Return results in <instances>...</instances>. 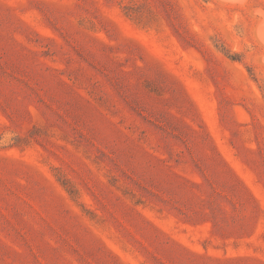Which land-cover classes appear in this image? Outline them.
Wrapping results in <instances>:
<instances>
[{
  "label": "rangeland",
  "instance_id": "obj_1",
  "mask_svg": "<svg viewBox=\"0 0 264 264\" xmlns=\"http://www.w3.org/2000/svg\"><path fill=\"white\" fill-rule=\"evenodd\" d=\"M0 264H264V0H0Z\"/></svg>",
  "mask_w": 264,
  "mask_h": 264
}]
</instances>
